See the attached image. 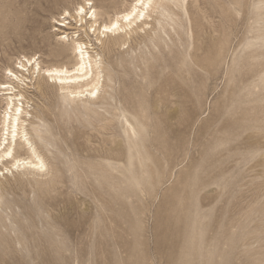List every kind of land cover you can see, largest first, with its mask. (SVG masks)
Masks as SVG:
<instances>
[{
    "label": "rangeland",
    "instance_id": "rangeland-1",
    "mask_svg": "<svg viewBox=\"0 0 264 264\" xmlns=\"http://www.w3.org/2000/svg\"><path fill=\"white\" fill-rule=\"evenodd\" d=\"M85 1L0 0V83L23 57L74 66L64 20L106 70L92 104L64 103L54 83L28 76L49 172L0 175V264H264V148L225 150L248 134L264 144V2L170 0L173 10L187 4L190 25L156 7L145 32L115 47L89 19V37L78 32ZM89 1L100 25L134 2ZM210 61L211 82L186 71Z\"/></svg>",
    "mask_w": 264,
    "mask_h": 264
},
{
    "label": "bare ground",
    "instance_id": "bare-ground-1",
    "mask_svg": "<svg viewBox=\"0 0 264 264\" xmlns=\"http://www.w3.org/2000/svg\"><path fill=\"white\" fill-rule=\"evenodd\" d=\"M112 1H118V0H112ZM133 1H134L133 4H131L130 7L128 6L129 7L128 10L116 14L110 21L108 20L109 21L108 23L103 24L101 22L103 25H100L98 23L96 10L95 9L92 10L91 7H87V5L91 4V6H93V4L89 0H86L84 5L81 6L79 5V7L76 9L77 18L79 19V21H77L76 24H78V22L81 23L78 32L85 31L86 36L89 37V34L86 33V30L82 28L83 23H87V19H89L93 22V23L90 22L92 23L90 25V31L92 32V34L98 33V35H101L104 38L106 36H114L115 41L113 46L124 47V45L126 46L127 39L131 38L130 35H132L131 34L132 32L136 30L140 31L138 30L140 28L143 31L146 30L145 27L148 26V19H150V17L152 16V13L150 12H154L156 7L161 8L162 16H165V13H167L168 15H171L172 13H174L175 15L177 14L180 17V19H182L184 28H185L184 22L190 25L189 23L190 16L186 7L187 6L186 3L182 4V10L180 9L173 10L168 5V2L170 0H133ZM200 2L204 5L206 4V2H203L202 0ZM260 2L263 3L264 0H260ZM234 6L235 8L241 10V7L238 2L237 3L235 2ZM81 7L84 8L83 12L80 11ZM214 14L215 13L213 9L210 6L209 7L207 6V15L209 17H212L214 16ZM258 14L261 15V13ZM67 16L71 17V14L67 12L64 19H67ZM159 25H161L160 22ZM59 27L61 28V31H63L60 32L62 34H65L64 38L66 37L69 38V36L71 35L70 37V40L72 41L71 50L75 58L74 66L69 67L67 65L65 66L57 65V66L44 67L41 65V62H38V60H36L35 58L23 57V59H20L19 62L17 61L15 67L8 68L6 70L7 72L5 71L6 72L4 74L5 81L3 83H0V97H1L0 100L1 103L3 104V108L0 116L1 117L0 118V166L3 167L4 169L2 176L6 174L5 170L11 173L17 171L19 173L21 172V174L24 175L29 174V176L30 175L33 176V179L35 176L44 177L49 172L47 163L44 159L45 156L43 157L39 152L40 151L39 143L45 141L43 135L44 131L42 129V123H40L42 122V120L41 121L39 120L38 122V118L31 113L30 111L31 109H29L31 107L28 106L29 102L24 92L26 88L28 89V78H29L28 76H31L33 79L35 77H38L39 80L41 79L45 81L46 84L54 83V85H56L57 87V90L61 93V96H63V100L65 99L64 101L62 100L64 103L65 101H68L71 104V102H74L76 100L85 99V102L87 104L89 103L92 104L99 99L100 91L103 88V81H102V79L104 78L103 73L106 71L102 57L99 56V53L93 54L92 52H90L89 51L90 47L88 48L87 41L86 43L79 41L78 39L79 35L72 34L70 32L71 30L77 29L73 27L70 22L68 21L66 22L64 20L59 23ZM185 37L186 36L183 35L181 39L184 40ZM160 52L162 53V55H164L162 51ZM53 54L56 53L54 52ZM58 55L61 56L62 53H59ZM219 64H221V62ZM186 71L190 76H192V79L194 81H200L202 79H206L211 82L215 78V73H214L215 66L211 61L206 62V64H196L195 69L190 68L187 69ZM9 73H11V75H9ZM107 73H108V77L111 78L112 77L111 72L107 71ZM30 84L32 83L30 82ZM4 85L7 86L5 87ZM232 103L233 101L231 99L227 100L226 113L228 115H233L235 118L239 119L240 117H242L241 111L232 108L231 107ZM126 121L127 123H129L128 119H126ZM236 125L237 123L233 124V127L237 131V133L246 134L247 132L246 127L243 128V126L240 125L236 127ZM129 127H130L129 132L127 131L126 132L130 136L129 139L132 140L131 134L133 133L134 136H137L138 133L132 124H129ZM218 128L222 129L223 127L222 125L221 126L219 125ZM242 137L244 138L239 143L237 144L235 143L234 145L227 147L225 150L234 151L238 148H243L248 151H252V150H260L264 148V144H262L257 137L250 134L243 135ZM253 137L256 138L255 141H253L254 139ZM227 141H229V139H227ZM9 153H11V155H9ZM3 169H0V173ZM21 174L19 175L21 176ZM36 182L37 180L34 183ZM3 199H4V193L0 187L1 209H2L1 204ZM3 214L0 213V227H2L5 223ZM5 216H6L5 219H7L8 215ZM49 249L50 248H46L45 251L48 252ZM45 260L51 261L52 258L47 255Z\"/></svg>",
    "mask_w": 264,
    "mask_h": 264
},
{
    "label": "snow or ice",
    "instance_id": "snow-or-ice-1",
    "mask_svg": "<svg viewBox=\"0 0 264 264\" xmlns=\"http://www.w3.org/2000/svg\"><path fill=\"white\" fill-rule=\"evenodd\" d=\"M89 7H91V4H89ZM80 11L83 12L84 11V8L81 7L80 8ZM9 75H11V73H9ZM4 86L6 87L7 85H4ZM9 155H11V153H9ZM0 175H3V173H0Z\"/></svg>",
    "mask_w": 264,
    "mask_h": 264
}]
</instances>
